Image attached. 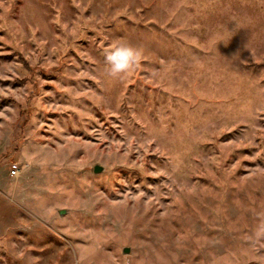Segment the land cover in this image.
<instances>
[{
  "label": "rangeland",
  "instance_id": "rangeland-1",
  "mask_svg": "<svg viewBox=\"0 0 264 264\" xmlns=\"http://www.w3.org/2000/svg\"><path fill=\"white\" fill-rule=\"evenodd\" d=\"M0 264H264V0H0Z\"/></svg>",
  "mask_w": 264,
  "mask_h": 264
},
{
  "label": "clouds",
  "instance_id": "clouds-1",
  "mask_svg": "<svg viewBox=\"0 0 264 264\" xmlns=\"http://www.w3.org/2000/svg\"><path fill=\"white\" fill-rule=\"evenodd\" d=\"M141 58L140 48L128 42L118 43L105 54L107 73L111 77L128 74L139 67Z\"/></svg>",
  "mask_w": 264,
  "mask_h": 264
},
{
  "label": "built area",
  "instance_id": "built-area-1",
  "mask_svg": "<svg viewBox=\"0 0 264 264\" xmlns=\"http://www.w3.org/2000/svg\"><path fill=\"white\" fill-rule=\"evenodd\" d=\"M16 172H17V165H16V164H12V165L10 166V173H11L12 175H16Z\"/></svg>",
  "mask_w": 264,
  "mask_h": 264
},
{
  "label": "water",
  "instance_id": "water-1",
  "mask_svg": "<svg viewBox=\"0 0 264 264\" xmlns=\"http://www.w3.org/2000/svg\"><path fill=\"white\" fill-rule=\"evenodd\" d=\"M102 169H101V167H99L98 165H95L94 167H93V172L94 173H98V172H100ZM61 213V212H60ZM124 252L126 253L127 252V249H124Z\"/></svg>",
  "mask_w": 264,
  "mask_h": 264
}]
</instances>
